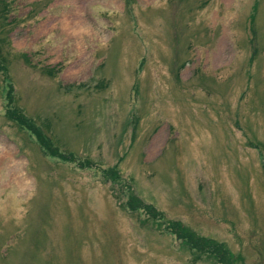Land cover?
<instances>
[{"label": "rangeland", "instance_id": "374dc122", "mask_svg": "<svg viewBox=\"0 0 264 264\" xmlns=\"http://www.w3.org/2000/svg\"><path fill=\"white\" fill-rule=\"evenodd\" d=\"M170 221L264 264V0H0V264H220Z\"/></svg>", "mask_w": 264, "mask_h": 264}, {"label": "trees", "instance_id": "16d2710c", "mask_svg": "<svg viewBox=\"0 0 264 264\" xmlns=\"http://www.w3.org/2000/svg\"><path fill=\"white\" fill-rule=\"evenodd\" d=\"M8 97H10V94H8ZM14 114L15 115L12 117L16 118L19 124L28 128V130L35 136L40 146L44 149L45 153H48L51 156H57L63 160L74 161L76 164L78 163L77 160H74L75 158L72 154L59 151L57 147L54 146L50 138L43 135L38 130V128L30 122L29 119L22 118L20 113L16 111H14ZM110 172L113 176L116 174V172L113 170H110ZM126 203L127 208L130 211L140 209L152 219L159 218L160 216V212L150 204L143 203L134 197L130 196ZM165 228L168 229L170 233L175 235L177 239L185 243L189 249L196 250L200 253H211L214 261L219 262L220 264H232L231 254L227 251L222 243L207 237L200 236L194 233L192 230L182 226L179 222L170 221Z\"/></svg>", "mask_w": 264, "mask_h": 264}]
</instances>
